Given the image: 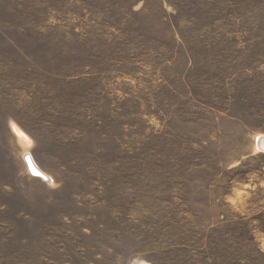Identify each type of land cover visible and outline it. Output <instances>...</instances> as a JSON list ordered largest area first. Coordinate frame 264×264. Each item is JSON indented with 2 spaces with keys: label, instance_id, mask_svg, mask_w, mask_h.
<instances>
[{
  "label": "rangeland",
  "instance_id": "obj_1",
  "mask_svg": "<svg viewBox=\"0 0 264 264\" xmlns=\"http://www.w3.org/2000/svg\"><path fill=\"white\" fill-rule=\"evenodd\" d=\"M260 136L264 0H0V264H264Z\"/></svg>",
  "mask_w": 264,
  "mask_h": 264
},
{
  "label": "bare ground",
  "instance_id": "obj_2",
  "mask_svg": "<svg viewBox=\"0 0 264 264\" xmlns=\"http://www.w3.org/2000/svg\"><path fill=\"white\" fill-rule=\"evenodd\" d=\"M14 127V126H13ZM15 128V127H14ZM15 130H17V129H15ZM19 131V130H18ZM15 133H17V132H15ZM19 135H21V134H19ZM18 135V136H19ZM20 137V136H19ZM22 137V136H21ZM23 138V137H22ZM21 138V141L23 140ZM24 138H25V136H24ZM19 140H20V138H19ZM25 140V139H24ZM23 140V141H24ZM257 140V139H256ZM22 141V142H23ZM264 142V137H262V136H260L259 138H258V140H257V144H256V150H258V151H260V148H259V146H261V143H263ZM24 143H25V141H24ZM27 143V142H26ZM26 145V144H25ZM29 146V145H28ZM27 156H29V155H27V152L25 151L24 152V161H25V163H26V167H27V172H28V174H29V176H31V177H33V178H36V179H41V180H43V181H45V182H47V181H49L50 180V178L45 174V173H43L35 164H34V162L31 160V158L29 157H27Z\"/></svg>",
  "mask_w": 264,
  "mask_h": 264
},
{
  "label": "water",
  "instance_id": "obj_3",
  "mask_svg": "<svg viewBox=\"0 0 264 264\" xmlns=\"http://www.w3.org/2000/svg\"><path fill=\"white\" fill-rule=\"evenodd\" d=\"M259 148H260V151H261V152H264V142L261 143V146H259Z\"/></svg>",
  "mask_w": 264,
  "mask_h": 264
}]
</instances>
